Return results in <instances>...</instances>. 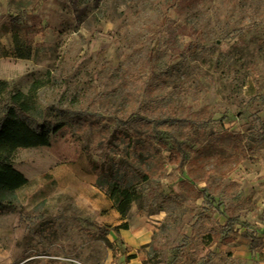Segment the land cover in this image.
I'll return each mask as SVG.
<instances>
[{"label": "rangeland", "instance_id": "1", "mask_svg": "<svg viewBox=\"0 0 264 264\" xmlns=\"http://www.w3.org/2000/svg\"><path fill=\"white\" fill-rule=\"evenodd\" d=\"M0 79L25 93L45 80L44 109L77 94L93 121L84 140H150L160 175L125 220L152 236L145 262L262 264L218 249L249 242L253 253L264 234L237 182L244 163L264 164V0H0ZM54 123L41 136L12 122L0 140V201L15 209L0 215V264H119L130 252L113 230L121 217L84 144ZM232 132L238 142L217 140Z\"/></svg>", "mask_w": 264, "mask_h": 264}, {"label": "trees", "instance_id": "2", "mask_svg": "<svg viewBox=\"0 0 264 264\" xmlns=\"http://www.w3.org/2000/svg\"><path fill=\"white\" fill-rule=\"evenodd\" d=\"M19 13L10 17L13 25H19ZM21 56V55H19ZM45 80H33L28 91L19 89L9 90V85L5 80L0 79V140L5 139L10 133V124L20 122L32 133L38 135L49 134L55 128V121H65L69 132L77 136V139L84 144L85 157L88 167L95 175V187L102 191L113 208L121 217L120 224L113 230L128 229L125 221L134 202L141 199L144 193V184L150 179H158L160 172L153 161L148 156V152L153 149V144L146 138L133 140L131 134L123 130H114L113 134L106 140L97 139L94 136L82 137V131L93 124L85 113L81 111L80 97L73 94L65 103L64 108L44 109L40 104L38 91L44 86ZM123 105L118 106L121 110ZM133 108V104H131ZM132 115V113H131ZM55 120V121H54ZM241 135L237 132L222 133L217 140L224 143L238 142ZM205 150L200 152L203 155ZM207 154V153H206ZM180 189L192 197L201 193L189 181L178 182ZM13 205H7L0 201L1 213L14 211ZM107 233V231H105ZM135 255L127 256L129 261Z\"/></svg>", "mask_w": 264, "mask_h": 264}, {"label": "crops", "instance_id": "3", "mask_svg": "<svg viewBox=\"0 0 264 264\" xmlns=\"http://www.w3.org/2000/svg\"><path fill=\"white\" fill-rule=\"evenodd\" d=\"M245 168L247 170H245ZM241 175L242 178L237 180L238 185H240V189L244 192V196L252 195L258 212L256 217L253 214H248L247 220L254 223L255 227L253 229H257L258 232L261 231V233H264V183L262 185L259 184V181H264V164L260 162L244 163L243 173H241ZM259 189H262V192H258ZM115 216L117 217V215ZM119 223H121V220L116 222V224ZM118 231L119 235L122 237L123 244L130 249V252H126V256H120V258H118L119 264H148L138 253V249L151 240L152 236H150L148 230H146V228H138V230L134 231L133 229L130 230V227H128V229H119ZM258 237L261 239L262 243L258 250L253 253L251 252L249 242L242 244L235 241L228 243L223 248H219L218 251L227 252L228 255L231 254L230 257L233 259L238 257L245 260L253 258L259 259L260 263L264 264V234H260ZM132 254L135 256L129 261H126L125 258Z\"/></svg>", "mask_w": 264, "mask_h": 264}, {"label": "bare ground", "instance_id": "4", "mask_svg": "<svg viewBox=\"0 0 264 264\" xmlns=\"http://www.w3.org/2000/svg\"><path fill=\"white\" fill-rule=\"evenodd\" d=\"M129 238V237H128Z\"/></svg>", "mask_w": 264, "mask_h": 264}]
</instances>
